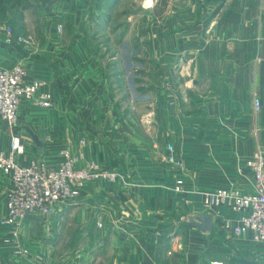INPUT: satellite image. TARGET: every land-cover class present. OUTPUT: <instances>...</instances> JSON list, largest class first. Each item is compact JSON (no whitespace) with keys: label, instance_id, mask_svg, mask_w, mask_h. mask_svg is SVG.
I'll return each instance as SVG.
<instances>
[{"label":"crops","instance_id":"1","mask_svg":"<svg viewBox=\"0 0 264 264\" xmlns=\"http://www.w3.org/2000/svg\"><path fill=\"white\" fill-rule=\"evenodd\" d=\"M121 1L39 0L34 5L23 3L15 15L0 21V30L10 24L17 33L34 38L32 45H11L1 32L0 63L23 64L25 78L39 79L40 89L53 96L50 107L32 99L21 101L17 131L24 150L19 160L43 158L53 165L59 150L68 148L73 154L82 153L83 161L96 160L123 173L118 181L89 180L79 197L65 203L62 213L47 219L31 216L16 228V235L10 225L0 223V264H162V252L164 256L171 253L181 238L187 250L182 263L207 256L223 264H248L249 260L260 264L264 243L255 241L252 232L235 237L213 230L231 259L225 263L227 257L223 261V256L210 258L203 253L200 245L207 236L182 224L184 211L177 212L174 221L158 215L161 207L174 200H167L160 183H152V174H161L165 188L170 176L164 168L155 167L157 160L152 161L146 149L135 146L146 140L136 135L132 94L143 95L149 104L156 99L151 93L153 80L159 78L161 88L169 89L170 84L169 94L166 90L157 94L163 125L156 138L160 154L167 155V142H173L178 152L187 141L192 157L198 158L195 173H199L200 158L215 153L225 156L227 160L220 163L229 173L235 172L237 157L241 160L264 146V0H151L150 5L140 0L144 13L153 8L156 15L143 23L132 19L131 8L123 20L118 19ZM132 39L131 44L145 47L149 66L142 72L145 78L134 77L130 86L118 45ZM176 62L185 66L183 72L194 81L189 102L195 111L173 116L169 100L176 101V111L183 110L177 104H185L182 93L183 100L172 90L176 81L171 85L167 80L176 77ZM199 87H206L207 93L198 92ZM256 96L261 103L258 111L253 107ZM147 113L152 114L151 105ZM3 123L0 119V140L7 147L10 137ZM118 158L123 159L121 163ZM142 174L149 176L141 179ZM179 178L183 187L189 184L188 177ZM233 180L242 182L236 174ZM10 182L0 170V218L6 214ZM192 205L198 210V203ZM73 220L86 229H67ZM77 237L91 241L75 244ZM190 257L195 261H189L194 260Z\"/></svg>","mask_w":264,"mask_h":264},{"label":"rangeland","instance_id":"2","mask_svg":"<svg viewBox=\"0 0 264 264\" xmlns=\"http://www.w3.org/2000/svg\"><path fill=\"white\" fill-rule=\"evenodd\" d=\"M38 1L37 0H0V21L2 19H5V17H7V16L12 17L13 15H15L16 9H18L20 7V5H22L23 3L25 5H30V4L34 5ZM130 8L133 10L132 11L133 12L132 19L137 21L138 23L139 22L143 23V21L154 20V17L156 16L154 14V12L151 11V10H153V8H151L150 11H147L146 13H144L145 11L142 10L140 0H122L120 3V8H119V9H121L120 14L118 15L117 18L120 20H123L124 12L126 10H129ZM1 32H3V34L5 33L4 26H3V29L0 30V33ZM137 32H138V29H137ZM139 32H141V31H139ZM17 34H21V33H17ZM206 34H207V31H206ZM23 35H31L32 36V34H30V33L23 34ZM1 36L2 35H0V37ZM3 37L4 36H2V38ZM5 38H6V33H5ZM129 41L134 42L133 39H132V41L131 40L123 41L122 43H120L118 45V52H119V55H120L121 60H122V63H121L122 67H124V71H125L124 78L126 79V81L129 82V85L132 86V79L134 77H137L140 75V77H142L143 79L145 78L144 73H142V72H144V69L148 68L149 64L146 62L147 60L144 57L145 52H146L145 47H139L138 45L131 44ZM33 43H34V38H33ZM9 44H11V43H9ZM12 44L13 45H24V44H16V43H12ZM32 44H30V45H32ZM133 55H134V57H133ZM183 60H185V56L183 57ZM1 65L6 66L4 64H1ZM7 67H10V66H7ZM184 67H185L184 65H181V64H179V62L178 63L176 62V66H175L176 77H172V78L167 79V80H169V83H171V85L173 82L176 81V84H177L176 88L175 87L172 88V90L175 92V96H178V97H180V99H182V97L180 96V93H179V92H181L182 95L184 96V99H185V104H183L182 102L177 104L179 108L182 106V108H183L182 111H176L175 110L176 109V107H175L176 101L169 100V105L173 104V105H170V106H172V108L169 110V113H172L173 116H175L178 113L189 114V113H192L195 111V108H193V104L191 102H189V100L191 99L190 96L194 93L193 89H195V85H194V81L191 79V76L188 73H186V71L183 72ZM135 68L140 69L139 71H141V72L133 71ZM25 69H26V67H25ZM179 75H181L182 77ZM158 79L159 78H156L155 82L153 80V85H152V89H151L152 97H154V98L156 97V99L152 98V101H149V104L146 100H144L142 98L143 95H141V97H137L136 95H133L132 94L133 92L131 89L132 87L130 88V94H132V97H136V102H134L135 121H136V124H135L136 135L141 136L144 138V140H146V142L143 141L144 143H135V146L137 148L146 149L148 151V155H150V157L152 158V161L157 160L155 167L159 166V167L164 168L163 171L167 170L168 175L170 176L169 177L170 184L168 185L167 188H165L159 179L161 174L158 171L156 173L152 174V179H151L152 183H154V182L160 183L162 189L165 190L164 196L167 197V200H169V201L174 200V202L172 204H170V202H168L167 206L161 207L159 209V210H161L160 212H158V211H155V212H158V215L159 214L160 215H166L167 218L169 216H171V217H173L172 221H174V219H176V216L179 215V214L176 215L177 212L180 213L181 211L182 212L184 211V215L182 216V218L185 220L183 221L182 224L192 226V227L194 226L200 231L199 233L202 235V237L207 236L206 237L207 239L204 238V241L202 243L203 245H200L201 248H203V250H205V251H203V253L205 255H207V253H208V256H210V258H211V256H215V255L223 256L222 260L224 261V257H227L225 255V253L227 252L226 246L223 245L222 242L219 243V240H218L219 238H217L216 234L212 235V232L216 228L218 231L222 230L223 232H230L235 237H239V235H242V234L234 233L232 231V229L230 227H227L225 224V219H228L231 217H237L238 214L232 212L229 209V207L227 205H224V204H220V205L212 206V207L206 206L203 203V198H204L203 192L218 189V188H228V189H236L243 194H255L258 191L257 185L255 182L252 170L247 165V159L251 157L252 153L257 148L255 150H253V152L250 155H247L245 158L242 157L243 159H241V160L239 159V157L236 158L239 161L236 162V165H235L236 170H235V172L233 171V173L232 172L229 173L227 171V169L225 168V166H223L222 163H220L222 160H227V159H225V156L218 155V153L212 154L210 158L207 156L201 157L200 162L198 163V165H200L199 166L200 167L199 173L197 174L194 171H192L193 166L195 164L194 160L196 157H192L191 148H187V146L185 145L187 143V141H185L184 143L182 142V144H184L183 148L178 150V152H177V150L175 148V144L173 142H167L164 144L166 146L165 148L167 150V153H168V145L171 144V145H173L174 149L176 150L178 156L180 157L179 158L180 159L179 164L169 162L167 160V155L165 156L164 154H160L161 153L160 152V141H158L156 138H158L160 136L159 131L162 130V128H163L162 122L160 120L161 119L160 110H159L160 105L158 104L157 94H158L159 90H161V91L166 90V91H168V94H169L170 84L167 83V86L169 89L161 88L160 81ZM139 85H144V83L142 81H139ZM179 85H181L182 89L179 88ZM206 90H207L206 87H199L197 91L200 93L206 94L207 93ZM136 94H138V93H136ZM146 97L149 98L150 94ZM255 98H257V96ZM255 98L253 99V107H254L255 111H258L259 109H256V107H255ZM150 105L152 107V114L148 115L147 110L150 109ZM1 117H0V119H3L4 123L6 124V131L9 133V137H10L9 144H10L12 134L15 131L20 136L19 131H17L18 121H17V123L13 129L7 123V121L3 117L2 118ZM18 120H19V117H18ZM152 122L154 124H152ZM4 123L1 124V126H3ZM161 125H162V127H161ZM214 128H217V127H213V129ZM189 132L190 133L188 134V136H191L192 135L191 131H189ZM144 136L153 137V140H155V141L151 142L150 140L145 139ZM1 144L2 143L0 140V145ZM9 144L7 147H4L2 145L1 146L3 148L7 149L9 147ZM258 147H264V146L260 145ZM33 159L45 160L43 158H33ZM197 159L198 158H196V160ZM83 160L84 159H81V161H83ZM121 160H123V159L118 158L117 162L121 163ZM233 160H234V158L232 156V161ZM91 161H96V160H85L82 163L85 164V163H88ZM96 162H98L99 164H101L107 168H111V167H108V166L102 164L99 161H96ZM142 162H144V160H142ZM142 162H141V164H143ZM165 165H167V166H165ZM111 169H113V168H111ZM116 170H118V169H116ZM155 170H158V169L155 168ZM119 172H121V171H119ZM121 174H123V173L121 172ZM235 174L239 177V181H242V182H240V183L234 182L233 177ZM148 176H149L148 174L140 175L141 179L142 178L147 179ZM121 177H122V175H121ZM121 177L119 179H121ZM178 177H184L185 179L187 177L189 178L188 179L189 184L186 187H182V189H180V190L177 189L178 179L176 180V178H178ZM119 179H117L116 181H118ZM179 179H182V178H179ZM99 180H104V179H99ZM175 180H176V183L174 184ZM105 181H110V180H105ZM133 184L134 183L129 182V185H133ZM8 189H9V187L7 188V190ZM202 189H204V190H202ZM206 189H208V190H206ZM156 196L158 197V195H156ZM72 199H74V198L66 200L64 202L63 206L61 207V210H59V212H57V213H62L65 210V203L68 202L69 200H72ZM175 200H177L178 203H176ZM195 202L198 203V205H199L198 210L197 209L195 210L196 207L192 205ZM180 203L182 204V206H180ZM153 207L155 208V206H153ZM69 209L70 208H68L65 212H68ZM227 210L229 211L228 213H231V214L227 215L226 214ZM53 215H50V216L40 215V217L47 219L48 217H51ZM192 215H194V216H192ZM195 220H198V222ZM98 224L101 226V223H98ZM35 228L37 229V226ZM67 229L74 230V229H86V228H84L82 226V223L80 224L79 222L73 220V221H70L69 223H67ZM187 231H190V230H187ZM245 233H247V232H245ZM252 238H253V236H252ZM253 239L255 241H258V242L263 244V242L256 240L255 238H253ZM84 240H87V241L90 240L91 241V239H81V238L77 237L74 239V242H75V244H79V241L83 243ZM92 240H93V242L95 241V239H92ZM182 243H183V240L181 238V240L179 239L178 242L176 244H174L176 246V247L174 246L175 247L174 249L170 248L171 247L170 243L167 244L168 248H170L172 252L168 253L166 256H164V254L162 252V255L160 256L162 264H186L185 262H183V263L181 262V258H183L182 255H185L187 253V250L185 251L183 249ZM191 248H194L192 253H197V251L195 250L196 247H191ZM175 251H177V252H175ZM190 258H193V257H190ZM228 260L230 261L231 259L227 257V259L225 260V263H227ZM189 261H195V259L189 260ZM215 261L222 262L219 260H215ZM215 261H209L207 259V256H206V258H203V256H202V258L199 259V261L197 260L192 264H199V263L200 264H213V262H215ZM250 262L251 261L249 260L248 264H250ZM260 264H264V254H263V258L261 259Z\"/></svg>","mask_w":264,"mask_h":264},{"label":"built area","instance_id":"3","mask_svg":"<svg viewBox=\"0 0 264 264\" xmlns=\"http://www.w3.org/2000/svg\"><path fill=\"white\" fill-rule=\"evenodd\" d=\"M9 43L30 45L31 35L17 34L11 25L5 28ZM26 69L21 63L10 67L0 64V115L14 129L19 117L21 101L32 99L35 104L50 107L53 96L42 91L39 79H26ZM260 99L255 98L256 109L260 108ZM19 134H12L7 149L0 145V170L9 175V189L5 192L6 214L0 223L10 225L13 235L25 220L34 215L50 216L63 206L64 202L81 195L86 183L91 179L116 181L121 172L107 168L96 161L83 164L82 153L73 154L68 148L58 152L57 162L53 165L45 160L31 159L21 163L19 155L23 153ZM167 160L180 163L173 145H168ZM257 185L255 194H243L236 189L218 188L203 192V203L212 207L227 205L237 213V217L225 219V224L236 234L252 232L253 238L264 243V147H258L247 159ZM183 187L178 179L177 189ZM15 239V238H14ZM23 252H26L24 249ZM213 264H223L213 262Z\"/></svg>","mask_w":264,"mask_h":264},{"label":"clouds","instance_id":"4","mask_svg":"<svg viewBox=\"0 0 264 264\" xmlns=\"http://www.w3.org/2000/svg\"><path fill=\"white\" fill-rule=\"evenodd\" d=\"M146 2L150 5V3H151V0H146Z\"/></svg>","mask_w":264,"mask_h":264}]
</instances>
